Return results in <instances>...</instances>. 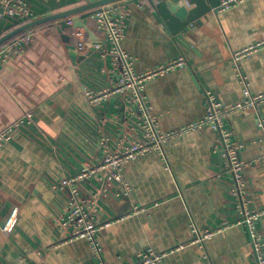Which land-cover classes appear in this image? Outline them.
<instances>
[{
  "label": "crops",
  "instance_id": "0c3cea01",
  "mask_svg": "<svg viewBox=\"0 0 264 264\" xmlns=\"http://www.w3.org/2000/svg\"><path fill=\"white\" fill-rule=\"evenodd\" d=\"M24 1L38 19L94 0ZM136 1L142 6L133 4L122 41L136 71L154 72L181 57L186 64L146 83L158 129L175 135L165 142L164 156L154 152L126 165L132 186L127 198L100 200L99 221L110 222L100 237L104 258L129 264L151 248L166 253L158 264H257L247 225L236 223L239 200L229 193L233 179L215 150L217 132L211 126L180 131L206 116L207 92L227 106L244 100L246 84L232 56L264 42V0L213 10L181 32V40L150 0ZM93 20L92 14L83 18L103 43L94 51V46L84 55L71 50L62 38L69 30L61 33L52 23L37 27L35 42L2 65L0 131L26 110L36 120L0 149V264H96L88 240L66 242L72 230L60 228L59 220L68 194L54 188L101 156V135L115 136L126 126L120 98L95 108L85 95L86 88H112L121 73L107 34L95 29ZM12 25L4 20L0 37ZM240 70L251 93L264 94V45L240 61ZM258 114L264 118V102L233 113L226 127L245 145L242 159L256 160L247 171L246 206L263 212L257 226L264 237V130L257 125ZM193 225L213 235L195 241Z\"/></svg>",
  "mask_w": 264,
  "mask_h": 264
},
{
  "label": "built area",
  "instance_id": "2783aa9c",
  "mask_svg": "<svg viewBox=\"0 0 264 264\" xmlns=\"http://www.w3.org/2000/svg\"><path fill=\"white\" fill-rule=\"evenodd\" d=\"M245 0H220L214 10L222 12ZM133 4L142 6L136 0H122L116 3L102 6L93 13V27L103 30L107 34L109 52L114 62L121 63V73L118 82L112 88L101 90L85 89L87 100L93 107H99L108 102L112 97L122 100L125 107L123 116L126 124L125 130L115 136L101 135L99 148L101 156L94 162L87 161L76 174L65 178L54 188L68 194L67 208L59 220L60 228H71V235L66 242L86 239L92 248V257L96 264H109L103 254L101 243L102 231L110 225V222H100V200L113 197L118 200L127 198L132 186L125 178V167L131 161L151 153L165 155L164 144L175 133L163 134L157 126V121L152 114L147 95L145 93L146 83L155 75L184 66L186 61L179 58L174 62L160 67L157 71L139 73L134 66V59L122 48L125 38L127 22L131 15ZM4 20H10L14 24L23 25L35 20L34 13L29 3L24 0H0V24ZM67 24L68 35L75 40V51L79 55L86 54L94 45L88 39V32L84 28L73 27V17H69ZM36 39V28L30 29L20 37L0 47V73L2 65L11 60L16 53L23 49L24 45L34 43ZM264 45L259 42L233 53L232 61L246 84L245 98L242 102L227 106L211 92H207V114L182 132H188L211 126L218 134L215 150L220 152L227 163V170L233 179V185L229 190L230 195L239 200L237 207L240 217L237 224L247 225L254 246V254L257 264H264V237L259 231L257 222L263 212L250 210L246 206L247 196V171L253 167L256 160L245 161L241 157V151L245 145L234 139V132L226 127V120L233 113L246 108L257 107L264 102V94L253 95L248 88L246 78L240 72V61L249 56L253 50ZM99 47V46H97ZM36 117L33 111L26 110L23 116L6 125L0 131V149L13 139V134L18 129L35 123ZM257 125L264 130V118L258 114ZM179 133V132H178ZM264 139V136H263ZM89 183L88 188H83ZM137 211L140 207L135 208ZM195 241L204 242L213 235L212 231H201L193 225ZM166 256V253H158L149 248L137 255V260L129 264H158Z\"/></svg>",
  "mask_w": 264,
  "mask_h": 264
},
{
  "label": "water",
  "instance_id": "95a60500",
  "mask_svg": "<svg viewBox=\"0 0 264 264\" xmlns=\"http://www.w3.org/2000/svg\"><path fill=\"white\" fill-rule=\"evenodd\" d=\"M119 1L122 0L87 1L77 7L32 20L1 36L0 47L21 33L52 23H57L60 32L64 33V31L69 28L66 19L73 17V27L84 28L89 33V39L94 44V48L91 51H94L97 46H101L103 43L100 41L97 35L90 30L87 23L83 21V18L91 15L96 9L102 6ZM186 1L190 5H194V7L188 9L183 4V0H150L152 6L155 8L159 16H161L162 20H164L171 32L177 36L178 40H181V32L187 29V27H189L192 23H202V18L211 13L220 3V0ZM62 38L69 44L71 50H75V46L71 43V38L69 35L63 34ZM76 57L77 56L74 54L72 59L75 60ZM124 108L125 107L123 106L122 110H124Z\"/></svg>",
  "mask_w": 264,
  "mask_h": 264
},
{
  "label": "trees",
  "instance_id": "16d2710c",
  "mask_svg": "<svg viewBox=\"0 0 264 264\" xmlns=\"http://www.w3.org/2000/svg\"><path fill=\"white\" fill-rule=\"evenodd\" d=\"M20 25H18V24H14V25H12V27L9 29V31H11V30H13V29H15V28H17V27H19ZM24 33H21V34H19L18 36H16L15 38H17V37H20V36H22ZM14 39V38H13ZM13 39H11V40H13ZM11 40H9L8 42H10ZM7 42V43H8ZM6 44V43H5Z\"/></svg>",
  "mask_w": 264,
  "mask_h": 264
}]
</instances>
